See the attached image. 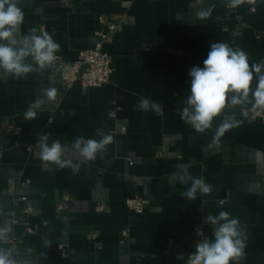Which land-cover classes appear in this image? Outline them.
Instances as JSON below:
<instances>
[{
  "label": "crops",
  "instance_id": "1",
  "mask_svg": "<svg viewBox=\"0 0 264 264\" xmlns=\"http://www.w3.org/2000/svg\"><path fill=\"white\" fill-rule=\"evenodd\" d=\"M19 6L21 31H47L60 44L57 60L68 63L93 45L101 16L119 21L103 46L112 67L103 86L75 82L64 89L53 64L21 78L0 76V228L18 220L0 247L19 264H188L197 241L211 237L207 215L227 211L247 238L240 264H264V122L237 107L242 125L217 141L222 117L203 134L180 119L189 70L203 67L212 43L245 51L250 65L264 62V0L235 6L230 0H21ZM209 8L211 15L200 18ZM51 88L55 97L45 92ZM28 111L35 118L26 119ZM46 133L49 143L61 140L78 173L41 160L36 142ZM100 133L113 142L94 161L72 150L76 138L99 140ZM182 174L202 177L213 191L192 201L180 197L191 185L180 182ZM19 196L34 214L22 213ZM134 197L143 203L139 214L125 204ZM97 204L106 211L96 212Z\"/></svg>",
  "mask_w": 264,
  "mask_h": 264
},
{
  "label": "clouds",
  "instance_id": "2",
  "mask_svg": "<svg viewBox=\"0 0 264 264\" xmlns=\"http://www.w3.org/2000/svg\"><path fill=\"white\" fill-rule=\"evenodd\" d=\"M21 0H0V76L21 78L33 72H42L57 59L61 50L47 31L28 29L21 31L24 25V12L19 6ZM242 0H230L235 6ZM212 9L202 10L199 17L206 19ZM190 91L181 111L180 119L196 132L205 133L211 129L216 118L222 117L217 126L214 140L243 123L238 119L235 109L241 115L248 112H264V62L249 63L248 54L241 49H234L227 43L214 42L210 45L203 67L193 66L189 70ZM255 78V87L253 81ZM47 96L55 97L56 89H46ZM147 100L143 101L146 105ZM26 119L35 118V113L28 111ZM101 139L76 138L72 150L78 152L86 161H94L98 154L105 153L113 137L100 133ZM50 134H42L36 142L43 162L57 165L59 168H71L78 173L79 164L64 156L65 145L61 140H52ZM181 183L191 181L190 187L179 193L189 201L197 199V193L211 194L213 186L202 177L194 178L180 175ZM205 223L210 226L211 237L204 236L197 241L194 253L189 254L188 264H240L245 257L246 236L240 220L227 211L218 215H207ZM198 235L203 236L202 232ZM0 231V240L4 239ZM0 264H17L12 251L0 247Z\"/></svg>",
  "mask_w": 264,
  "mask_h": 264
},
{
  "label": "built area",
  "instance_id": "3",
  "mask_svg": "<svg viewBox=\"0 0 264 264\" xmlns=\"http://www.w3.org/2000/svg\"><path fill=\"white\" fill-rule=\"evenodd\" d=\"M118 21L117 16H101L99 22L102 28L95 32L94 43L90 48L82 50L78 58L71 63L57 59L52 63L56 71L55 78L64 89L70 88L75 82H78L83 89L100 87L110 82L112 74L111 57L103 50V46L115 34ZM251 117L253 120L264 122V112H253ZM13 132L17 134L16 130ZM16 201L21 204L24 215L30 216L35 213L33 204L26 196H19ZM125 204L129 210L136 214L141 213L144 208L142 201L137 197L127 199ZM106 209L104 204H97L95 207L96 212H104ZM17 224L18 220L13 219L8 227H2L0 231L7 234ZM24 226L27 233H32L29 223L24 222ZM198 232L201 230H196V235L201 236L197 234ZM59 248L62 249V246ZM61 255L65 257L64 253ZM17 264L19 263L17 262Z\"/></svg>",
  "mask_w": 264,
  "mask_h": 264
}]
</instances>
